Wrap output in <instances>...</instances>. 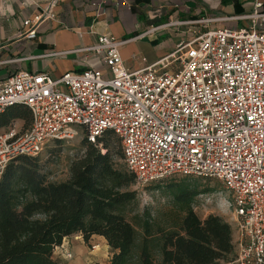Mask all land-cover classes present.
<instances>
[{
	"label": "built area",
	"instance_id": "obj_1",
	"mask_svg": "<svg viewBox=\"0 0 264 264\" xmlns=\"http://www.w3.org/2000/svg\"><path fill=\"white\" fill-rule=\"evenodd\" d=\"M55 2L24 19L27 37L56 16ZM107 2L90 4L100 12ZM241 19L250 26L194 28L167 56L138 69L123 59L124 41L104 33L77 51L99 57L105 68L89 66L58 79L19 71L1 80L0 115L25 105L32 121L26 129L0 130V178L10 162L38 156L52 140L74 138L82 129L97 143L110 132L136 187L174 175L220 180L231 194L235 263L264 264V3L255 0ZM177 25H152L147 33ZM200 198L201 205L212 200Z\"/></svg>",
	"mask_w": 264,
	"mask_h": 264
},
{
	"label": "trees",
	"instance_id": "obj_2",
	"mask_svg": "<svg viewBox=\"0 0 264 264\" xmlns=\"http://www.w3.org/2000/svg\"><path fill=\"white\" fill-rule=\"evenodd\" d=\"M17 119L31 124L27 106L7 108L0 115V130ZM106 136L97 143L84 140L87 151L73 161L65 181H49L38 156H21L7 165L0 178V264H68L53 255L73 234H82L86 243L93 236L104 237L114 251L107 264H159L153 258L149 224L137 252V230L116 210L122 199L134 198L136 181L115 161ZM168 188L185 215L179 229L161 232L160 264L234 261L231 224L217 214L202 219L192 206L201 192L197 184L185 179Z\"/></svg>",
	"mask_w": 264,
	"mask_h": 264
},
{
	"label": "crops",
	"instance_id": "obj_3",
	"mask_svg": "<svg viewBox=\"0 0 264 264\" xmlns=\"http://www.w3.org/2000/svg\"><path fill=\"white\" fill-rule=\"evenodd\" d=\"M52 1L0 0V81L19 71L49 73L58 79L68 71L80 72L89 66L105 68L99 57L77 51L93 45L104 33H112L124 41L122 57L129 68L138 69L167 56L178 43L190 38L194 28L250 26L251 21L241 17L252 11L255 0H108L105 10L100 12L91 6L92 0H56L53 7L56 16L39 24L35 38L27 37L24 19L33 18ZM202 18L216 20L209 24L195 23ZM171 22L181 25L147 33L152 25ZM165 35L172 40L170 44L160 41ZM59 52L66 54L46 55ZM142 57L146 62H142ZM75 235L66 237L64 243H72L77 257L91 258L96 250L86 246L83 238L74 239ZM97 237L107 264L114 251L104 237ZM97 263L103 264L95 259L94 264Z\"/></svg>",
	"mask_w": 264,
	"mask_h": 264
},
{
	"label": "rangeland",
	"instance_id": "obj_4",
	"mask_svg": "<svg viewBox=\"0 0 264 264\" xmlns=\"http://www.w3.org/2000/svg\"><path fill=\"white\" fill-rule=\"evenodd\" d=\"M250 13L251 12H248V14ZM162 40H165V43L168 44L172 42L168 35L161 37L160 41ZM147 41L150 42V39ZM13 125L20 129H26L29 127L30 123H26V121L22 119H17L12 122V126ZM3 129L5 128H2L1 130ZM85 139V131L79 129V134L74 138H66L64 140H60L61 142L52 140L47 143L44 150L38 155V159L39 164L43 172L47 175L49 181L61 182L69 179L71 164L87 151V145L84 143ZM106 139L108 140V148L113 158L119 166L125 168L120 142L112 133L107 135ZM102 145L103 144L100 143L99 147L101 148ZM185 179L190 180V182H195L198 190L201 191L192 201V206L200 218L204 219L209 214H217L231 224L235 252L237 255L238 247L236 242V224L233 217V208L228 206V202L231 200V194L225 189L223 183L216 178L194 176L184 177L181 175H174L143 187L133 186V190L135 191L134 198L131 200L122 199L118 203L116 210L122 213L127 220L132 222L137 230V252H139L143 239L146 235L144 225L145 223H148L151 235V237H149V242L153 251V258L156 263L160 264L161 232L168 231L170 229H179L182 224L183 216L185 215L183 206L175 200L173 193L168 187L173 183L180 182ZM200 195H203L205 200L208 197L212 200L204 202V204L201 205ZM78 238L82 239V234H76L74 236V239ZM86 246L96 250V253H94L91 258H89L90 255H80L81 257H77L71 242L63 243L61 247L54 251L53 256L55 259L65 263L71 261V264H94L95 259H99L104 264L106 256L101 252L99 237L93 236L90 241L86 243ZM66 252H72L73 257L71 259L66 258ZM223 264L236 263L234 260L223 262Z\"/></svg>",
	"mask_w": 264,
	"mask_h": 264
}]
</instances>
